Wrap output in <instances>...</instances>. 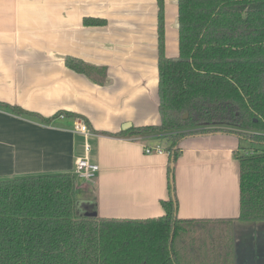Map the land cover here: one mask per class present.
Returning a JSON list of instances; mask_svg holds the SVG:
<instances>
[{"label": "crops", "instance_id": "crops-1", "mask_svg": "<svg viewBox=\"0 0 264 264\" xmlns=\"http://www.w3.org/2000/svg\"><path fill=\"white\" fill-rule=\"evenodd\" d=\"M177 1L164 0L168 58L179 53ZM86 17L106 25L84 26ZM67 57L99 70L91 77L76 73L65 65ZM157 57L156 0H0V104L44 119L78 115L91 128L84 137L73 132L80 118L42 124L0 106V181L74 175L75 161L87 156L99 171L92 183L77 182L78 215L164 216L167 152L145 153L157 143L153 137H115L126 124L125 130L160 123ZM240 144L234 134L218 131L179 142L176 218L233 219V264H264V221L238 220Z\"/></svg>", "mask_w": 264, "mask_h": 264}, {"label": "trees", "instance_id": "trees-1", "mask_svg": "<svg viewBox=\"0 0 264 264\" xmlns=\"http://www.w3.org/2000/svg\"><path fill=\"white\" fill-rule=\"evenodd\" d=\"M156 1L160 123L114 136L153 137L157 143L150 147L167 152L165 215L144 220L78 215L75 175L0 181V264H233V219L176 218L174 164L179 142L190 134L218 131L249 143L235 154L238 220L264 221V0H178L175 58L165 56L164 0ZM83 25L106 21L86 17ZM65 65L88 77L99 70L72 57ZM0 106L42 124L60 115L80 118L91 130L78 115L59 112L44 119Z\"/></svg>", "mask_w": 264, "mask_h": 264}, {"label": "built area", "instance_id": "built-area-1", "mask_svg": "<svg viewBox=\"0 0 264 264\" xmlns=\"http://www.w3.org/2000/svg\"><path fill=\"white\" fill-rule=\"evenodd\" d=\"M59 117L63 118L65 116L60 115ZM73 132L83 135L84 137H88L91 134V131L89 130V128L87 127V125L82 119L76 120V122L74 123ZM84 149H85V152H88L89 146L86 144ZM144 151L148 155L150 154L160 155L165 152L160 146L146 147ZM98 171H99L98 165L95 163H92L87 156L78 158L75 161L74 175L80 181L94 179Z\"/></svg>", "mask_w": 264, "mask_h": 264}, {"label": "water", "instance_id": "water-1", "mask_svg": "<svg viewBox=\"0 0 264 264\" xmlns=\"http://www.w3.org/2000/svg\"><path fill=\"white\" fill-rule=\"evenodd\" d=\"M187 116H188L187 114H184L183 118L185 119V118H187ZM128 127H130V124H126V125H124V126H123V129L125 130V129H127ZM170 168H171V170L173 169V165H172V164H171ZM170 179L172 180V174L170 175ZM84 216H85V217H96V216H97V213H96V211H95V212H93V213L85 214Z\"/></svg>", "mask_w": 264, "mask_h": 264}, {"label": "rangeland", "instance_id": "rangeland-1", "mask_svg": "<svg viewBox=\"0 0 264 264\" xmlns=\"http://www.w3.org/2000/svg\"><path fill=\"white\" fill-rule=\"evenodd\" d=\"M185 119H186V118H185ZM223 129H224V128H223ZM240 145H241L242 148H244V147H250L249 143H247V142L244 141V140L241 141V144H240ZM91 180H93V179H91ZM91 180L86 181V183H88V184L92 183ZM78 183H79V182H78ZM92 191H93V189H92Z\"/></svg>", "mask_w": 264, "mask_h": 264}]
</instances>
